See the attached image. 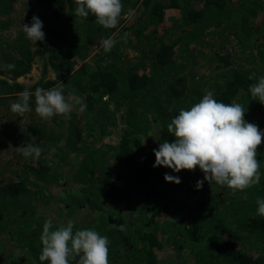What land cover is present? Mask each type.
Listing matches in <instances>:
<instances>
[{"label":"trees","instance_id":"1","mask_svg":"<svg viewBox=\"0 0 264 264\" xmlns=\"http://www.w3.org/2000/svg\"><path fill=\"white\" fill-rule=\"evenodd\" d=\"M121 3L119 24L105 29L76 16V0H0V264H49L47 220L50 231L71 221L73 234L106 236L109 264H264V137L260 182L235 195L215 182L197 190L198 167H153V150L175 140L167 125L208 92L242 105L264 133V104L249 90L264 77V0ZM33 15L45 34L36 44L23 31ZM37 60L40 77L17 82ZM60 83L82 103L70 118H41L36 89ZM25 90L31 111L20 115L11 104ZM27 143L43 149L39 159L16 151Z\"/></svg>","mask_w":264,"mask_h":264},{"label":"clouds","instance_id":"2","mask_svg":"<svg viewBox=\"0 0 264 264\" xmlns=\"http://www.w3.org/2000/svg\"><path fill=\"white\" fill-rule=\"evenodd\" d=\"M75 15L86 19L89 14L95 16L97 23L105 29L116 28L119 24L123 5L121 0H76ZM135 15L129 9L125 17ZM43 23L33 15L31 24H23V31L34 44L43 41ZM127 34H125V37ZM116 41L109 37L101 41V46L110 51ZM14 69L15 65L4 66ZM250 76L249 79H253ZM251 95L264 104V77L250 86ZM32 92L25 90L18 93L19 99L11 104L14 113L23 115L31 111ZM36 113L43 119L55 115L70 118L74 104L82 103L81 98L70 94L65 96L63 83L45 90L35 91ZM245 109L239 103L218 102L213 93L208 92L199 103L190 109H181L179 115L167 125L168 132L175 137L174 142L165 140L154 149L156 167H165L173 172L192 171L197 167L204 173V180L196 182V189L203 187L204 181L215 182L236 191H243L259 184L260 162L257 149L262 144V133L254 123L245 121ZM25 157L39 159L43 149L38 145L27 143L16 148ZM168 183H181L179 177L165 173ZM257 213L264 216V198H257ZM51 221L47 220L40 237L42 250L40 259L49 264H109V240L95 230L83 229L73 234V223L69 221L55 231H50ZM70 245V246H69ZM78 257V259H77Z\"/></svg>","mask_w":264,"mask_h":264},{"label":"rangeland","instance_id":"3","mask_svg":"<svg viewBox=\"0 0 264 264\" xmlns=\"http://www.w3.org/2000/svg\"><path fill=\"white\" fill-rule=\"evenodd\" d=\"M41 67H42L41 61H39V60L35 61L31 67V70L29 71V73L23 77L18 78L17 82L24 83L27 85L34 83L40 77ZM48 74L51 77L53 76L51 71H48ZM131 220L136 221L135 216L131 217ZM182 262H183L182 260L181 261L179 260V263H177V264H182Z\"/></svg>","mask_w":264,"mask_h":264}]
</instances>
